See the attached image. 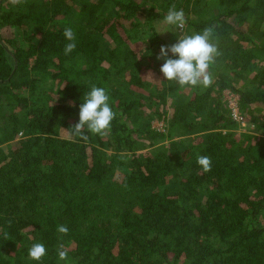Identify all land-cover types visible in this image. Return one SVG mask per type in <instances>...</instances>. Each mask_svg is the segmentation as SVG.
Instances as JSON below:
<instances>
[{
    "label": "trees",
    "instance_id": "obj_1",
    "mask_svg": "<svg viewBox=\"0 0 264 264\" xmlns=\"http://www.w3.org/2000/svg\"><path fill=\"white\" fill-rule=\"evenodd\" d=\"M172 5L184 35L213 28L208 87L160 71ZM93 86L116 116L84 141L69 130ZM0 264H264V0H3Z\"/></svg>",
    "mask_w": 264,
    "mask_h": 264
},
{
    "label": "clouds",
    "instance_id": "obj_2",
    "mask_svg": "<svg viewBox=\"0 0 264 264\" xmlns=\"http://www.w3.org/2000/svg\"><path fill=\"white\" fill-rule=\"evenodd\" d=\"M9 2L12 5H21L26 0H9ZM164 23L183 29L186 24L183 9L176 10L175 5H172L164 17ZM63 35L69 41L64 47V53L68 55L76 48V37L71 27H66ZM212 37L213 28L207 27L202 33L182 35L179 36L177 43L171 46H162L160 56L157 59L164 60L160 71L167 81H176L181 87L210 86L213 81L209 68L219 55L218 46L213 42ZM169 53L178 58H169ZM148 78H152V75L149 74ZM115 116L116 113L109 104V95L106 89L93 86L91 91L83 97V103L79 109V122L69 131L87 141L88 135L84 132L85 127L92 134L103 135L110 129ZM197 164L204 172L211 171V157L198 155ZM57 231L66 235L69 229L66 225H58ZM46 253L47 249L43 243H35L29 249V257L34 261H40ZM58 256L62 261L68 258V251L64 249L62 244Z\"/></svg>",
    "mask_w": 264,
    "mask_h": 264
},
{
    "label": "rangeland",
    "instance_id": "obj_3",
    "mask_svg": "<svg viewBox=\"0 0 264 264\" xmlns=\"http://www.w3.org/2000/svg\"><path fill=\"white\" fill-rule=\"evenodd\" d=\"M187 28H186V26H184V28L183 29H179V28H177V29H173L174 31H173V33H174V37H171V38H169V41H170V39H171V45H173V44H175V43H177L178 42V38H179V36H182V35H184V32H185V30H186ZM166 32H168V31H166ZM172 41H174V42H172ZM237 98V99H239V97H238V95H235V94H233V93H229V92H226L225 93V96H224V99L225 100H227V99H230V98ZM248 122L246 121V127H242L241 126V129H239L238 130V133H246V132H248ZM154 127L156 128V129H159V130H161V131H163L164 130V126H163V124L162 123H158V122H155L154 123ZM251 129H253V127H251Z\"/></svg>",
    "mask_w": 264,
    "mask_h": 264
},
{
    "label": "built area",
    "instance_id": "obj_4",
    "mask_svg": "<svg viewBox=\"0 0 264 264\" xmlns=\"http://www.w3.org/2000/svg\"><path fill=\"white\" fill-rule=\"evenodd\" d=\"M230 102V109L233 112V116L235 117V119L240 122L242 125V127H246V123L243 121V119L241 118V116L239 115V108H238V99L235 98H230L228 99Z\"/></svg>",
    "mask_w": 264,
    "mask_h": 264
},
{
    "label": "water",
    "instance_id": "obj_5",
    "mask_svg": "<svg viewBox=\"0 0 264 264\" xmlns=\"http://www.w3.org/2000/svg\"><path fill=\"white\" fill-rule=\"evenodd\" d=\"M2 1H3V0L0 1V5H1Z\"/></svg>",
    "mask_w": 264,
    "mask_h": 264
}]
</instances>
